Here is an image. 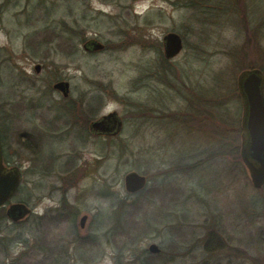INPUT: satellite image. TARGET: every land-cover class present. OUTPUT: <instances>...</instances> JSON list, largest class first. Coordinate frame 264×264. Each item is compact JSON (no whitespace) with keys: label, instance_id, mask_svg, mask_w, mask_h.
Listing matches in <instances>:
<instances>
[{"label":"rangeland","instance_id":"1","mask_svg":"<svg viewBox=\"0 0 264 264\" xmlns=\"http://www.w3.org/2000/svg\"><path fill=\"white\" fill-rule=\"evenodd\" d=\"M51 1L0 0V103L20 102L24 106L25 99L36 95V87L42 84L39 80L33 82L35 78L47 80L49 88L59 80H67L69 101L86 107L87 116L95 112L97 118L116 111L123 126L115 136L93 138L85 130L75 129L70 139L43 142L39 164L51 171L33 173L28 168L16 198L41 214L47 213L53 188L64 185L58 178L59 164L69 148L76 147L80 152L79 166L86 163L88 167V163L99 160L94 170L85 169L80 179L68 186L70 196L77 189L85 190L84 204L73 222L57 226L50 225L45 218L35 220L29 216L12 223L1 216L0 264L20 258L25 250V264H46L45 259L41 260L42 250L34 245H45L53 235L67 239L66 264H146L145 258L153 255L144 252L150 243L161 249V257L153 258L154 264H264V242L260 243L261 248L257 242L248 248L251 255L263 251V255L258 252V260L247 259L228 248L246 249L239 239L246 234L257 237L264 227V215L245 211L248 199L259 193L251 185L241 158L237 160L228 153L219 155L221 144L208 134H192L184 124L174 123L172 117L170 121L156 117L160 110L176 114L185 109L191 88L210 87L214 71L227 69L228 78L232 79V74L236 87L241 71L238 63L250 65L254 61L264 66V25L259 31V24L264 21V0L64 2L56 15L70 22L77 18L78 28L85 32L84 41L72 55L55 54L51 45L38 44L41 40L32 38L44 28L45 18L48 23L54 17ZM240 12L246 13L248 28L237 24L242 19ZM251 29H256L255 33ZM168 31L179 33L183 39L182 50L172 59L163 56L161 45L162 36ZM89 39L100 41L104 48L83 49V43ZM238 48L241 60L236 63L228 53ZM163 59L169 69L165 80L157 75L163 68ZM36 64H42L39 73L35 72ZM50 91L54 106L60 107L56 100L65 98L55 89ZM128 102L140 103L143 110L146 105L157 110L154 115L150 113L147 123L145 114L149 113L135 117L136 111ZM226 106L240 124V99L229 100ZM123 147L127 153L120 155ZM56 152L62 155L59 159L54 157ZM18 161L24 168L30 166L32 161L26 148L19 153ZM177 164H191L195 168L190 172L187 171L192 168L175 170ZM144 170L151 179L145 188H156L151 193L158 198L161 191L163 198L145 204L140 221L145 230L139 238L130 240L129 231L134 236L141 224H125L129 228L119 236L115 215L122 199L130 202L147 193H128L123 183L127 172ZM175 189L180 191L177 200L169 199ZM81 214L88 215L83 230L77 224ZM211 225L219 244L215 251L208 252L203 239ZM83 233L94 235V246L79 248L75 239ZM168 257L171 260H166Z\"/></svg>","mask_w":264,"mask_h":264},{"label":"flooded vegetation","instance_id":"2","mask_svg":"<svg viewBox=\"0 0 264 264\" xmlns=\"http://www.w3.org/2000/svg\"><path fill=\"white\" fill-rule=\"evenodd\" d=\"M254 3V0L253 2ZM162 45V42H161ZM42 69L35 71L39 73ZM35 80H39L42 82L41 86L36 87V95H33L31 98L25 99L26 102L24 106L22 103L12 104V102L4 101L0 103V149L2 156V163L6 169L17 168L19 170L20 175V184L15 192L3 203L0 205V213L5 215L8 220L12 223H19L24 221L29 216L34 217L35 220L47 219L50 225L55 224L56 226L60 223H68L69 221L73 222L78 211L81 210L82 205L84 204V195L85 190L77 189V193L73 196L69 195V185H74L76 181L80 179V177L84 174L86 170L90 169L94 170L96 168L97 161L93 162V164L86 167V163L83 166H79L77 160L80 157V152L77 151L78 148L72 147L69 148V153L65 154L64 159L59 164L57 169V173L59 175L60 181L64 184L62 187L53 188L51 192L52 203L47 207V213L41 214L36 211L32 207L28 205L26 201L23 199H17V192L20 188L21 182L23 180L24 173L28 168L32 169L33 173H46L51 171L50 169L44 168L39 164L40 154L42 153L44 141L52 143L53 140H63L71 138V134L75 129H83L85 130L88 137L98 138L109 135L95 134L90 131V123L97 119L94 117V114L87 116L85 114L86 107L83 108L81 105H78L75 101H69V95L63 96L61 92L57 91L60 95H62L65 100H56V104H60V107L54 106L55 100L52 98L53 91H50L53 88H49L47 85V80L39 78H35ZM48 82L51 83L49 80ZM69 82V81H68ZM32 83V82H31ZM33 84V83H32ZM36 86V85H35ZM70 88V82H69ZM70 93V92H69ZM22 102V101H21ZM74 102V103H72ZM21 104V106H20ZM91 104V103H90ZM9 105H14L9 107ZM78 106V107H77ZM67 107V108H66ZM150 106L146 105L144 108V112H148L149 114H145V122L149 123L150 116ZM102 115V114H101ZM156 117H159L158 115ZM171 117H168V121H170ZM123 120V119H122ZM174 122V121H173ZM178 120L174 123H177ZM179 124V123H178ZM47 143H45L46 145ZM26 148V150L30 153L31 164L29 167H23V165L18 161L19 153L21 150ZM57 153V152H56ZM54 153L55 159H59L62 155L59 152ZM86 167V168H85ZM86 169V170H85ZM53 170V169H52ZM147 178V183L151 182L149 177L145 175ZM155 190H153L154 192ZM159 197L155 194L147 195V203H156L161 201V191H158ZM54 195H60L59 198L54 197ZM16 203H24L30 208V212L19 220H13L11 217L7 215L8 208ZM153 203V204H154ZM165 207V204L162 205ZM86 215V221L83 228L79 226V219L81 216ZM88 215L81 214L78 218V226L80 230L85 229L87 225ZM61 237L52 236L51 240H47L46 244L43 245L42 242L36 243L34 245L35 248L40 249L44 252H40V255L44 254L46 264H66L67 257L69 256V252L67 249V245L65 244L66 240H63ZM94 235L92 233H83L81 236H77L75 240L78 241L79 248L82 247H92L95 245ZM96 241V240H95ZM161 253V249L160 252Z\"/></svg>","mask_w":264,"mask_h":264},{"label":"trees","instance_id":"3","mask_svg":"<svg viewBox=\"0 0 264 264\" xmlns=\"http://www.w3.org/2000/svg\"><path fill=\"white\" fill-rule=\"evenodd\" d=\"M78 2L79 0H53L51 1L52 9L54 14L52 17V20L47 23V18H45V26L42 28V30H39L38 34H34L32 38L38 37L41 41H37L38 44L45 43L47 45H51L54 50V53H62L65 55H72L75 54L79 49V43L81 41H84L85 39V32L82 28H78L80 25V22L77 18H74L71 22L66 20L65 18L56 15V12L59 10V5L68 2ZM38 5H41V1H39ZM51 11V7L46 11L47 13ZM241 13V22L237 21V24H242L243 26L248 28V19L245 12ZM57 16V17H55ZM263 23L259 24V31L263 30ZM241 26V25H240ZM254 33L256 29H251ZM252 32V33H253ZM120 46V44L118 45ZM256 49H259V45L256 44ZM231 58L236 62H240L241 54L240 49L232 50L230 53ZM166 60L163 59L162 63V70L157 75L158 77H161V79L165 80L168 77L169 69L165 65ZM169 64V63H167ZM238 71L243 70L246 68H252V67H258L262 70H264V66H262L260 63H254L251 62L250 65L242 64V62L238 63ZM168 71V73H167ZM229 74H227V69L225 70H218L214 71L212 74V85L210 87L205 88L203 85H200L198 87L194 86V88H191L192 91L188 98V103L186 104V108L174 112H168L165 113L163 110H160V114L158 115L161 118H168L172 117L173 120L180 122L181 124H184L186 126V129L188 131H191L192 134L197 132H200L202 134H208L210 135L216 142L221 144L219 155H224L226 153L230 154L232 157L236 158L237 160L240 159L239 155V135H241V128L239 121L235 118L234 114L230 111L231 109L226 106L229 100L238 99L239 94L237 91V87L233 84V77L231 74V78L229 79ZM169 84V83H168ZM172 85V84H171ZM225 94L223 95V93ZM195 92V93H194ZM227 95V96H226ZM228 97V98H227ZM240 99V98H239ZM132 108L136 111L135 117H143L144 116V110L142 108V105L140 103L135 102H128ZM157 110L155 107L150 108V113L154 115V111ZM174 115V116H173ZM174 121V122H175ZM127 153L126 147H123L120 151V155H123ZM191 156V155H190ZM185 157L184 159H186ZM194 164V163H192ZM194 165L191 164H177L175 167V170H188L187 172H190L193 170ZM234 168V166H231V169ZM246 170V169H245ZM142 174H147V170L141 171ZM247 173V171H246ZM162 174H165L164 171H162ZM248 175V174H247ZM150 179V178H149ZM151 180V179H150ZM153 190H156V188H152ZM152 189L148 190L147 188H143L142 190L138 191L137 193H144L146 191L147 193L142 194L141 196H137L134 200L127 202V199H122L117 206V212L115 215L117 225L116 230L118 229V235H124L125 230H128V226L125 224H132L137 225L141 224L140 226L136 227L137 231L134 236H131V233L129 231L128 238L136 239L143 234L145 228L142 224V211H144L145 204H147V195L151 193ZM259 194H255V196L248 199L245 207V211H252L257 216L258 215H264V185L257 189L254 188ZM171 192H174V195L171 196L169 199H176L179 196L180 191L177 189L171 190ZM162 196V195H161ZM163 198V196H162ZM244 206V204H243ZM257 207H260V210H257ZM141 213V215H140ZM254 214V215H255ZM255 215V216H256ZM114 228V227H113ZM132 228H135V226H132ZM125 229V230H124ZM113 230V229H112ZM133 230V229H132ZM133 232V233H134ZM213 232H215L214 225L210 226V229L208 231L207 237L204 241V247L205 250L208 252L215 251L217 249V245L219 243L216 242L215 236H213ZM132 233V234H133ZM258 236L255 237L250 234H246L244 237H241L239 239L240 243H244L246 245V249L242 248H236V246H228L229 249L234 250L235 253L239 251V253H242L245 258H251L252 260H258L260 258V254L263 251L260 249V243L264 242V236L262 235V232L260 231ZM224 240H227V238H224ZM258 244L260 248V251H256V255H251L249 253L248 248H250L254 243ZM44 245V243H43ZM252 248V247H251ZM45 250L43 249L44 252ZM28 250L23 251L21 254L22 256L20 258L17 257L15 260H10L9 263L6 264H25L22 260L24 257H26V253ZM144 252H149L148 249H144ZM259 252V253H258ZM150 253V252H149ZM258 253V254H257ZM153 254V253H151ZM263 255V253H262ZM44 260V254L41 255ZM161 257V253H155L153 255H149L145 258L146 264H154L153 258ZM166 260H171L170 257H168ZM255 264V263H254ZM257 264H260L259 262Z\"/></svg>","mask_w":264,"mask_h":264},{"label":"water","instance_id":"4","mask_svg":"<svg viewBox=\"0 0 264 264\" xmlns=\"http://www.w3.org/2000/svg\"><path fill=\"white\" fill-rule=\"evenodd\" d=\"M163 56L166 59L174 58L183 48V39L175 31L163 34ZM85 50H101L104 44L96 39H89L82 45ZM35 71L41 68L35 65ZM236 87L241 103V135L239 155L247 171L248 178L254 188L264 185V73L258 67L241 70L236 77ZM53 88L63 96L70 92L69 82L59 80L53 84ZM123 126V120L116 111L100 115L90 123V131L95 134L115 136ZM124 188L128 193H136L142 190L147 183L144 174L137 171H129L123 177ZM20 175L17 168L6 169L2 163L0 149V205L3 204L18 188ZM30 212V208L24 203L11 205L7 215L13 220H19ZM87 216L79 219V226L83 228ZM264 235V227H263ZM150 253H159L160 247L156 243L148 245Z\"/></svg>","mask_w":264,"mask_h":264}]
</instances>
